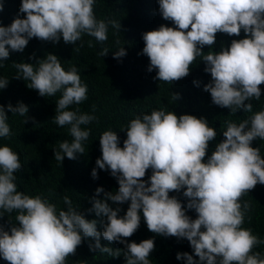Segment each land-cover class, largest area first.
I'll list each match as a JSON object with an SVG mask.
<instances>
[{"label":"clouds","instance_id":"9594fccd","mask_svg":"<svg viewBox=\"0 0 264 264\" xmlns=\"http://www.w3.org/2000/svg\"><path fill=\"white\" fill-rule=\"evenodd\" d=\"M96 0H22L19 12L25 18H16L10 26H0V61H6L10 51L23 52L32 38L84 46L83 36L94 37L99 42L108 40L109 25L118 35L121 23L116 20L97 19L94 12ZM163 19L175 27L161 25L143 33L144 48L150 64L148 71L156 70L154 79L172 84L190 74V66L200 58L206 63L205 72L211 81L204 86L213 104L228 108L231 113L243 109L252 112V99L259 101L264 84V0H158ZM4 4L0 2V12ZM245 38L234 39L230 47L219 52L203 51L216 43L217 33ZM120 43L119 40L116 41ZM88 47H94L91 40ZM76 51L79 48L75 49ZM109 50L99 54L107 56ZM127 55L125 47L113 54L114 59ZM3 65L0 64V67ZM15 78L24 79L27 87L37 90L42 97H61L56 102L53 122L60 127L69 126L73 137L59 144L55 160L63 164L65 157L76 159L84 154L83 142L90 130L82 125L96 119L81 113L79 108L69 110L87 100V85L82 83L78 69L73 65L67 71L61 59L52 53L36 64L13 63ZM199 86V81H194ZM9 80L0 78V89ZM179 99L173 93V100ZM247 102V103H246ZM7 111L27 116L28 106L19 103L7 106ZM5 106L0 104V137H10L11 128ZM126 130L127 138L120 147L116 131L103 132L100 140L102 157L96 160L93 178L98 169L110 170L118 180V191L105 192L97 188L92 198L96 216L106 217L103 232L97 230V220H88L73 206L67 195L63 196L66 209H59L47 198L30 196L17 190L14 173L22 169L18 153L5 145L0 147V217L4 213H17L10 230L0 225V257L7 264H66L75 255L85 238H94L90 250H100L119 257L120 249L101 246L103 236L109 242L126 245V264H151L150 253L155 249V239L128 243L140 227L141 212L149 231L165 236L186 238L194 249L199 264H264V256L253 249L264 244L252 229L244 228L245 217L251 205L242 197L264 185V157L260 148L253 147L254 140H264V110L255 112L237 124L226 123L222 131L224 140L205 162L209 143L218 133L209 126L206 118L164 109L153 110L132 119ZM152 170L150 180L143 178ZM43 177L41 176L40 179ZM187 198V206L170 192H180ZM108 201L130 206L124 216L118 214ZM195 210L197 218L187 215ZM9 223L12 221L9 219ZM177 260L198 264L193 254H177Z\"/></svg>","mask_w":264,"mask_h":264},{"label":"trees","instance_id":"16d2710c","mask_svg":"<svg viewBox=\"0 0 264 264\" xmlns=\"http://www.w3.org/2000/svg\"><path fill=\"white\" fill-rule=\"evenodd\" d=\"M0 2L4 4V9L0 12V26H10L16 18L26 17V14L19 12L22 0ZM94 12L98 20L120 22V33L114 35L116 30L109 25L108 40L102 43L85 34L83 47H79V41L73 45L64 43L62 38L59 43L32 38L23 52L10 51L9 58L0 61L3 65L0 67V78L9 80L8 86L0 89V104L5 106L6 111L9 104L15 107L21 102L29 109L27 123H24L27 116L22 117L7 111L11 136L0 137V147L7 145L20 157L22 169L14 173L18 191L33 197L43 196L56 204L58 210L66 209L63 196L67 195L73 201V206L81 211L86 219L97 220V230L102 233L106 217H98L94 211H89L92 208V198H105L104 192L96 195L97 188L103 187L105 192L118 191L119 188L118 180L111 175L110 170L98 169V178L92 176L93 169L97 167L96 160L102 157L99 138L103 132L116 131L120 137L119 146L123 147L127 138L125 129L129 122L137 116L151 114L153 110L164 109L175 112L178 116L190 114L206 118L209 126L214 127L218 133L209 143L205 157L207 162L216 145L225 139L222 131L226 130L228 121L239 124L255 112L264 110V84L260 86L261 99L250 101L253 106L251 113L243 109L231 113L230 109L213 104L210 93L204 91V86L211 81V75L205 72L206 63L200 58L190 66V74L187 77L172 84L154 79L156 70L148 71L150 60L146 55L140 54L145 46L143 33L156 30L161 25L175 27L173 22L163 19L159 12L158 0H96ZM243 38V31L239 37L217 33L216 43L211 48L205 46L203 51L219 52L224 47H230L232 40ZM89 40L94 47H88ZM117 40L120 41L119 44L116 43ZM120 47H125L127 55L114 59L113 54ZM76 48L79 50L76 51ZM105 48L109 53L103 57L99 53ZM49 53L61 59L62 67L66 71L74 65L82 83L87 85V100L73 105L69 110L79 108L81 113L96 117L90 124L81 126L84 130H90L88 140L83 142L84 154L77 153L76 159L65 157L63 164L55 160V151L59 150L60 143L65 140L71 142L73 137L69 133V126L60 127L53 122L56 102L61 93L57 92L50 97L40 96L37 90L27 87L29 82L15 78L18 73L13 66V63L36 64ZM194 81H199V86ZM173 93L179 94L176 101L173 100ZM252 146L260 148L261 156L264 157V140H254ZM151 175L152 170L148 169L143 179L148 181ZM169 195L177 197L186 208L188 200L183 196V190L170 192ZM242 201L251 205L243 227L252 229L254 235L264 240V185L257 184L255 189L242 197ZM108 203L113 209H122L118 214L121 217L130 206V201L120 205L112 201ZM186 214L192 219L197 218L195 210H188ZM16 215L15 211L10 217L4 213V216L0 217V225L10 230L12 224L18 223L15 220ZM152 238L155 239V249L150 253L151 264H186V260L176 258L178 253L183 252L193 254L199 264V257H195L194 249L186 238L165 237L149 231L141 212L140 227L126 240L128 243H140ZM94 244V238H85L77 248L76 254L67 258L66 264H126L125 244L109 242L103 236L100 238L101 246L111 247L114 251L120 249L119 257L100 253L99 249L90 250V245ZM253 251H258L264 256V244L258 245ZM0 264H7V261L0 257Z\"/></svg>","mask_w":264,"mask_h":264}]
</instances>
